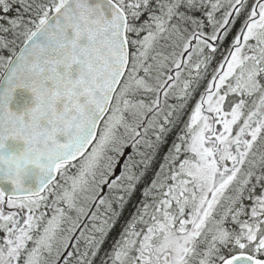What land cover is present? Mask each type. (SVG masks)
Segmentation results:
<instances>
[{"label": "snow or ice", "instance_id": "snow-or-ice-1", "mask_svg": "<svg viewBox=\"0 0 264 264\" xmlns=\"http://www.w3.org/2000/svg\"><path fill=\"white\" fill-rule=\"evenodd\" d=\"M173 133L101 264H264V0H0V264H95Z\"/></svg>", "mask_w": 264, "mask_h": 264}, {"label": "trees", "instance_id": "trees-1", "mask_svg": "<svg viewBox=\"0 0 264 264\" xmlns=\"http://www.w3.org/2000/svg\"><path fill=\"white\" fill-rule=\"evenodd\" d=\"M171 139H173V135H171L170 139L168 137L167 143H165L161 147L159 152L163 153L165 151V148L167 147V145L170 146V144L172 142ZM155 167H156V160L152 164V166L150 167L149 170L152 171ZM138 197H139V191L136 190V192L131 197L128 204L123 209L122 215L119 217L118 221L116 222L115 227L111 229L109 235L107 236V238L105 240V243L102 245L100 252H99V255L95 258V264H101V260L103 258H105V253L110 251V249L113 245V242L118 238V234L121 232L122 228L125 226V223L127 221L126 217H128L130 215V212L134 209L135 204H136L135 201L138 199ZM109 264H110V262H109Z\"/></svg>", "mask_w": 264, "mask_h": 264}, {"label": "flooded vegetation", "instance_id": "flooded-vegetation-1", "mask_svg": "<svg viewBox=\"0 0 264 264\" xmlns=\"http://www.w3.org/2000/svg\"><path fill=\"white\" fill-rule=\"evenodd\" d=\"M174 135H175V133H173V138H174ZM170 137H171V135L169 136V139H170ZM172 140L173 139H171V141ZM168 147H169V145H167V147L165 148V151L163 153L159 152L158 156L156 157V167L152 171L149 170L147 172V175L145 176L143 183L137 188V190L139 191V197L135 201L136 204H135L134 209L130 212V215L128 217H126L127 220L135 213L137 208L140 206V202L142 200V189L153 178L154 173L158 170L159 164L163 162V156H164L165 152L167 151Z\"/></svg>", "mask_w": 264, "mask_h": 264}]
</instances>
